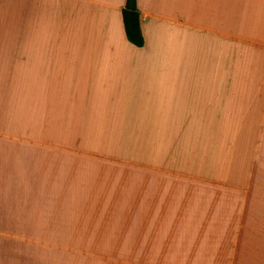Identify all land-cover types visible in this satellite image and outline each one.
<instances>
[{
	"label": "crops",
	"instance_id": "crops-1",
	"mask_svg": "<svg viewBox=\"0 0 264 264\" xmlns=\"http://www.w3.org/2000/svg\"><path fill=\"white\" fill-rule=\"evenodd\" d=\"M125 2L0 0V264H264V0Z\"/></svg>",
	"mask_w": 264,
	"mask_h": 264
},
{
	"label": "trees",
	"instance_id": "trees-1",
	"mask_svg": "<svg viewBox=\"0 0 264 264\" xmlns=\"http://www.w3.org/2000/svg\"><path fill=\"white\" fill-rule=\"evenodd\" d=\"M122 22L128 40L136 46H142L144 39L140 30L139 13L135 0H126L122 10Z\"/></svg>",
	"mask_w": 264,
	"mask_h": 264
},
{
	"label": "rangeland",
	"instance_id": "rangeland-1",
	"mask_svg": "<svg viewBox=\"0 0 264 264\" xmlns=\"http://www.w3.org/2000/svg\"><path fill=\"white\" fill-rule=\"evenodd\" d=\"M55 253L56 254H54L53 252H52V254L50 252H47V254L41 253L40 259L41 260L42 259H45V260H62V261H82V260H85V258L81 257V255H79L77 253H71V252L60 253L58 250ZM30 255L32 256V259H35V260H37L36 257L39 256V254H36V253H31ZM42 255H43V258H42ZM55 255H57V259H55Z\"/></svg>",
	"mask_w": 264,
	"mask_h": 264
}]
</instances>
